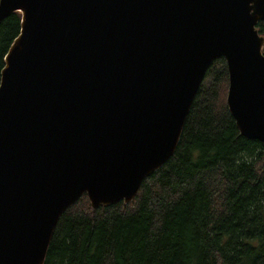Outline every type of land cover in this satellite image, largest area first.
Segmentation results:
<instances>
[{
  "label": "water",
  "instance_id": "obj_1",
  "mask_svg": "<svg viewBox=\"0 0 264 264\" xmlns=\"http://www.w3.org/2000/svg\"><path fill=\"white\" fill-rule=\"evenodd\" d=\"M12 11L20 27L0 70V264H44L59 215L83 193L93 208L131 201L173 154L217 57L238 132L264 146V89L231 54L239 46L244 70L264 73V0H0V21Z\"/></svg>",
  "mask_w": 264,
  "mask_h": 264
},
{
  "label": "trees",
  "instance_id": "obj_2",
  "mask_svg": "<svg viewBox=\"0 0 264 264\" xmlns=\"http://www.w3.org/2000/svg\"><path fill=\"white\" fill-rule=\"evenodd\" d=\"M19 27L18 11L0 21V70ZM202 80L173 154L127 203L93 208L83 193L59 215L44 264H264V146L227 110L222 56Z\"/></svg>",
  "mask_w": 264,
  "mask_h": 264
},
{
  "label": "bare ground",
  "instance_id": "obj_3",
  "mask_svg": "<svg viewBox=\"0 0 264 264\" xmlns=\"http://www.w3.org/2000/svg\"><path fill=\"white\" fill-rule=\"evenodd\" d=\"M262 48V47H261ZM237 49H239V46L236 48V49H232L231 50V54H233L234 55V57H236L235 58V61H236V63L238 64V66H239V68L241 67V69L243 70V73H245L246 75H244L243 74V76H245L248 80H250L251 79V81L253 80V81H255L254 83H255V85H256V87L261 91V92H263V89H264V73H262V72H260L259 70H257L255 67V70L254 69H251V68H249L250 69V73H248L247 71H245L244 70V68L242 67V65H241V59L239 58L240 56H241V53L242 52H238L237 54L235 53V50H237ZM245 53V52H244ZM243 54V53H242ZM243 56H247V55H243ZM246 58H248V57H246ZM248 61H250L251 59L250 58H248L247 59ZM243 61H245L246 62V60L243 58ZM251 62V61H250ZM247 63V62H246ZM243 64V63H242ZM249 64V63H248ZM252 64V63H251ZM210 65V64H209ZM208 65V66H209ZM208 68V67H207ZM237 68V67H236ZM241 70V71H242ZM204 74H205V72H204ZM204 76V75H203ZM202 79H203V77H202Z\"/></svg>",
  "mask_w": 264,
  "mask_h": 264
},
{
  "label": "rangeland",
  "instance_id": "obj_4",
  "mask_svg": "<svg viewBox=\"0 0 264 264\" xmlns=\"http://www.w3.org/2000/svg\"><path fill=\"white\" fill-rule=\"evenodd\" d=\"M260 22H262V21H260ZM255 27H256V25H255ZM257 30V29H256ZM258 35L259 36H261V37H263V39H264V30H263V33H261V32H259L258 31ZM263 44V43H262ZM207 81L209 82V83H211V77H207ZM203 82V80L201 81V83ZM201 83H200V86H201ZM199 86V87H200ZM199 89V88H198ZM198 91V90H197ZM225 97H226V91H225V94H224V101H225ZM225 105H226V102H225ZM230 114V113H229ZM232 117V116H231ZM264 165V164H263Z\"/></svg>",
  "mask_w": 264,
  "mask_h": 264
},
{
  "label": "flooded vegetation",
  "instance_id": "obj_5",
  "mask_svg": "<svg viewBox=\"0 0 264 264\" xmlns=\"http://www.w3.org/2000/svg\"><path fill=\"white\" fill-rule=\"evenodd\" d=\"M260 21H262V20H259V21H257L256 22V24L258 23V22H260ZM263 22V26H264V21H262ZM255 24V25H256ZM257 29V28H256ZM257 32H258V30H257ZM259 34V33H258ZM263 45H264V41H263V44H262V48H263ZM261 48V52H262V54L264 55V52H263V49Z\"/></svg>",
  "mask_w": 264,
  "mask_h": 264
}]
</instances>
